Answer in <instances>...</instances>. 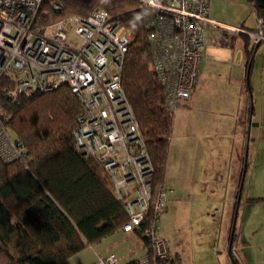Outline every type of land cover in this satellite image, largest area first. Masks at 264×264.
Segmentation results:
<instances>
[{
    "label": "built area",
    "instance_id": "obj_1",
    "mask_svg": "<svg viewBox=\"0 0 264 264\" xmlns=\"http://www.w3.org/2000/svg\"><path fill=\"white\" fill-rule=\"evenodd\" d=\"M62 1L0 0V78L9 75L18 93H47L64 86L77 97L81 108L75 119V148L101 165L122 202L128 217L122 231L140 227L151 210L144 236L155 257L169 259L158 225L165 189L162 184L152 190L153 164L121 84L133 33L104 9L47 21L48 12L63 10ZM134 1L149 29L150 70L162 88L166 109L173 114L195 87L204 31L211 23L210 0ZM256 20V31H244L254 44L264 41V20ZM0 153L7 160L22 153L1 120ZM138 262L147 264V256ZM93 264L123 263L109 254Z\"/></svg>",
    "mask_w": 264,
    "mask_h": 264
},
{
    "label": "trees",
    "instance_id": "obj_2",
    "mask_svg": "<svg viewBox=\"0 0 264 264\" xmlns=\"http://www.w3.org/2000/svg\"><path fill=\"white\" fill-rule=\"evenodd\" d=\"M246 3L256 19L264 20V10L256 0ZM62 5L60 13L46 14L47 21L104 9L133 33L121 84L153 164L152 190L156 192L166 172L173 114L166 109L162 88L150 70L149 29L137 2L63 0ZM44 7L48 11V4ZM252 45L246 49L248 58L256 49ZM80 108L77 97L64 86L47 93H18L9 75L0 78V119L22 150L13 160L0 153V264H61L128 221L101 165L82 157L75 148L73 134ZM241 176L242 171L237 190ZM151 218L149 210L140 227L134 229L146 247L147 264L175 263L172 257H155L150 240L144 236Z\"/></svg>",
    "mask_w": 264,
    "mask_h": 264
},
{
    "label": "rangeland",
    "instance_id": "obj_3",
    "mask_svg": "<svg viewBox=\"0 0 264 264\" xmlns=\"http://www.w3.org/2000/svg\"><path fill=\"white\" fill-rule=\"evenodd\" d=\"M210 1V16L217 22L231 27L242 26L247 30L258 29L256 17L245 0ZM205 37L208 43L204 49H201V60H206L210 68L209 72L215 74L214 79L211 80V84H217H214L213 92L229 93V98L230 93H233L237 102L239 81L242 79L244 108L248 111L250 105H253L254 109L252 126L248 128L246 123L244 129L238 130L236 139H241L238 158L235 157L236 153L233 157L230 156L229 151L224 152L222 156L210 153L209 170L205 167L208 166L207 159L203 156L200 161L202 165H197L196 168L186 170L184 173L176 172L180 164L175 165L173 175L179 181L181 202L175 204L171 211L169 213L167 211L164 215L167 228L171 230L170 235L173 236L171 239L168 238V246L181 251L189 259L193 254L198 256L200 246L210 249V244L217 238V243L220 244H217L219 249L215 250L216 253L214 252L216 257L213 253L216 264H234L228 253V237L232 227L231 217L237 190L236 182L244 166L245 155L246 166L238 200L231 253L239 264H264V41L256 49L253 58L245 59L243 45L249 42V49L253 45L244 35L235 34L225 28L209 27ZM246 60L249 62L252 60L249 77V88L252 93L249 92L246 84ZM209 98L213 99V95L210 94ZM180 111L173 113V123ZM217 116L216 111H209L203 114L201 119L202 113L197 110L196 113L192 112L190 120L194 122V125L198 121L201 124L208 123L212 129L219 124L220 118ZM242 120H245L244 116ZM226 121L229 125V120ZM185 123H188L186 117ZM199 123H197V132L202 130L201 126L198 127ZM227 127H218L219 134ZM213 136L215 137L214 134ZM224 138L232 139L230 135ZM171 139L170 149L176 157L185 146L181 147L180 140H175L173 131ZM174 147L180 150L176 151ZM219 158H222V163L226 162L227 166L219 167ZM168 196L170 191L167 194V202H169ZM209 249L205 254V263L211 251Z\"/></svg>",
    "mask_w": 264,
    "mask_h": 264
},
{
    "label": "crops",
    "instance_id": "obj_4",
    "mask_svg": "<svg viewBox=\"0 0 264 264\" xmlns=\"http://www.w3.org/2000/svg\"><path fill=\"white\" fill-rule=\"evenodd\" d=\"M209 19L211 23L206 26L204 31V45L202 47L203 49L204 46L208 43L205 37V33L209 27L218 28V29H222L223 27H229L234 29L233 33L238 35H244L247 38V41L248 40L252 41L251 37L248 34L244 33V31H253V30H247L242 26L239 28L227 26L213 19L210 16V3H209ZM248 43L249 42H246L243 45L245 49V55H244L245 59H248L246 53V49H249ZM256 49L253 51L252 55L250 56V59L253 58L252 56L255 53ZM201 56L198 66V75L196 78L195 87L190 95V98L181 107H179L180 109L179 108L177 109L179 111L182 109V111H180L179 115L176 118V121H174L173 123L174 129L172 128V131L175 133V140L179 139L181 147L182 146L185 147L182 148V151H180L176 155V157H174L173 151L169 149L163 186L165 189V193L167 192L168 194V191H170V196H168L169 202H167V194H166L165 208L162 211L158 221L159 235L162 239L165 240L170 257H172L173 259L175 258L176 264H216V259H213V253L215 252V250L219 249V247L217 248V244L220 243H217V238H215L213 240L214 243L210 244L211 247L210 249L207 247L204 248L200 246L198 248L199 250L198 256L196 257L193 254L189 259L185 257L181 253V251L177 250L176 248L172 249V247L168 246V238L171 239L173 236L170 235L171 230L167 228L164 215L165 213H167V211L169 213L171 211V208H173L175 204L181 202L179 198V184H178L179 181L175 177V175H173V171L175 170L174 169L175 165L180 164V167L175 170L176 172L184 173L186 170H191L196 168L197 165H202L200 161L203 156L204 159H207L208 166L205 167L209 170L210 167L208 161L211 157L210 153L222 156L224 152L226 153L229 151L230 156L233 157V154L236 153L235 157L238 158L239 157L238 151L240 152L239 143L241 142L240 141L241 139H236L238 130H240V128L244 129L246 123L248 124V128L252 126L251 122L254 111L253 105L252 106L250 105L248 111H246L244 108L242 101V95H243L242 79H240L239 81V95L237 102L233 97V93H230V98H229V93L221 94V91L213 92L215 90L214 84L216 83L211 84V80L214 79L215 74L209 72L210 68L207 66L206 60L205 61L201 60ZM245 66H246V84L248 86L249 92L252 93V91H250L251 88H249V77L252 69V60L250 63L249 61H247ZM217 76L221 77L220 75ZM210 94L213 95L214 100L209 98ZM197 110H199V112L202 113L201 119H203V114L209 111L211 112L216 111V113L218 114L217 117L220 118L219 124H216L215 127L211 129L208 123L204 122V124H201L198 121L197 122L199 123L198 127L201 126L202 130L200 132H197L196 131L198 130L197 123L196 125H194V122L190 120V115L192 114V112L196 113ZM243 116L245 118L244 121L242 120ZM185 117L187 118L188 123H185ZM226 120H229L228 121L229 125H227ZM222 126H226V127L228 126V127L225 131L219 134V130L217 128ZM208 129H210L211 131H209ZM213 129H217V131H213ZM213 134L215 135V137L213 136ZM227 135H230L232 139H225L224 137ZM246 139L248 140L249 138ZM171 142L172 139L170 140V146H171ZM174 150L179 151L180 149L174 147ZM218 165L219 167L223 168L227 166V163L226 162L222 163V158H219ZM168 204H170V208H168ZM208 249L211 250L212 252L210 251V254L207 258V263H205V254L207 253L206 251H208ZM109 254H115L123 264H130L132 262L139 261L142 257L146 256V247L144 246L143 241L137 236L135 231L124 232L122 231V229H119L112 235L103 238L96 244L88 246L87 248L80 251L76 255L72 256L68 260L62 262L61 264H93L97 258L105 257Z\"/></svg>",
    "mask_w": 264,
    "mask_h": 264
},
{
    "label": "water",
    "instance_id": "obj_5",
    "mask_svg": "<svg viewBox=\"0 0 264 264\" xmlns=\"http://www.w3.org/2000/svg\"><path fill=\"white\" fill-rule=\"evenodd\" d=\"M257 3L262 7V9L264 10V0H256ZM259 43L256 44L255 48H257ZM251 62V61H250ZM249 62V63H250ZM245 163L243 166V170H242V176H241V180L239 183V189H238V193H237V199H236V205H235V211H234V215H233V221H232V227H231V235L229 237V243H228V253L229 256H231V245H232V238H233V233H234V226H235V220H236V215H237V207H238V200H239V196H240V190H241V186H242V179L244 176V172H245Z\"/></svg>",
    "mask_w": 264,
    "mask_h": 264
}]
</instances>
